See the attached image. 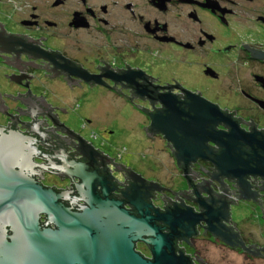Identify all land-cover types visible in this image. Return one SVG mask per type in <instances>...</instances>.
<instances>
[{
	"label": "flooded vegetation",
	"instance_id": "flooded-vegetation-1",
	"mask_svg": "<svg viewBox=\"0 0 264 264\" xmlns=\"http://www.w3.org/2000/svg\"><path fill=\"white\" fill-rule=\"evenodd\" d=\"M0 66L16 86L14 99L19 105L13 111L0 108L6 120L0 122V133L14 131L27 139L34 150L28 174L42 186L64 193L60 201L70 211L79 212L87 203L78 193L79 179L60 170L63 160L84 164L86 172L95 176L94 193L102 198L105 193L107 199L120 202L136 216L131 199L140 198L147 215L149 208L162 212L173 204L190 207L197 214L210 206L217 219L215 229L219 232V225L228 229L224 232L234 235L232 244L214 235L200 219L194 233L175 239L176 253L181 250L188 256V264H221L215 259L223 251L243 255L246 264H258L256 258L264 264V245L247 241L251 233L231 216L239 188L235 178L221 175L212 161L220 147L207 140L204 144L212 154L184 165L165 136L149 129L150 113L165 109L160 97L175 99L186 109L191 96L217 105L244 132L264 135V127L253 119L245 121L238 114L240 108L210 98L212 90L206 89L220 78H236L241 85L247 81L240 87L242 101L264 113V0H0ZM50 83L75 95L141 100L143 105L133 104L148 118L147 137L164 141L186 188L173 193L71 130L59 118L58 107L43 97L55 92L41 88ZM214 129L229 131L223 122ZM243 149L250 151L248 146ZM140 178L144 183L135 181ZM247 179L257 194L247 201L255 208L262 206L264 180L259 176ZM167 191L171 199L166 198ZM39 224L55 228L44 214ZM156 224L162 225L160 221ZM162 231L167 232L166 228ZM134 251L152 259L150 246L141 239L134 242ZM64 254V264L98 261L97 252L68 250Z\"/></svg>",
	"mask_w": 264,
	"mask_h": 264
},
{
	"label": "water",
	"instance_id": "water-1",
	"mask_svg": "<svg viewBox=\"0 0 264 264\" xmlns=\"http://www.w3.org/2000/svg\"><path fill=\"white\" fill-rule=\"evenodd\" d=\"M188 98L185 109L175 99L160 97L165 109L150 113V131L162 133L176 149L178 162L184 165L206 153L212 154L205 141L216 143L220 150L212 161L218 172L235 178L239 199H255L257 194L247 178L259 176L264 180V135L244 132L230 114H224L215 104L199 97V101ZM2 106L6 107L0 98ZM219 122L225 123L229 131L215 130ZM33 151L21 134L0 133V264H64V252L68 250L97 252V264H188V256L181 250L176 253L175 239H186L194 233V225L200 219L214 235L232 244L234 235L224 232L228 229L221 225L219 232L215 229L217 219L210 206L197 214L190 207L173 204L162 212L149 208L147 215L140 198L131 199L136 216L124 210L120 202L107 199L105 193L102 192L103 198L96 195L92 183L95 176L86 172L84 164L63 160L60 170L67 177L79 179L78 193L87 203L81 211L72 212L60 201L64 193L42 186L28 174L34 164ZM135 181L144 183L143 178ZM150 185L161 189L157 183ZM40 214L55 228L41 227ZM165 228L166 233L162 231ZM140 239L150 246L152 259L134 251V242Z\"/></svg>",
	"mask_w": 264,
	"mask_h": 264
},
{
	"label": "rangeland",
	"instance_id": "rangeland-1",
	"mask_svg": "<svg viewBox=\"0 0 264 264\" xmlns=\"http://www.w3.org/2000/svg\"><path fill=\"white\" fill-rule=\"evenodd\" d=\"M179 79L183 80L181 77ZM248 83L243 81L242 85ZM50 84L41 88H45L47 92H55L44 94L43 97L58 107L57 113L65 125L78 132L95 146L103 149L116 161L136 172H141V175L146 179L160 182L171 190H184L186 188L187 182L174 159L167 152L164 141L158 137L155 139L147 137L144 127L148 123V118L141 108L133 104L143 105L141 100L134 99L132 103L123 97L75 95L76 93L66 92L60 84ZM209 84V86L206 85V89L212 90L210 98H220L226 106L234 109L240 108L238 110L241 111L238 114L245 121L253 119L258 126L264 127V113L254 104L242 101L244 98L240 96L239 92L242 86L240 80L220 78V80L211 81ZM208 92L206 91L207 94ZM256 92L260 94L258 90ZM3 94L16 96L17 91L15 84L4 76V68L0 66V98L8 110H16L19 105L15 99ZM59 108H64L66 112ZM3 121H6L4 113L0 111V122ZM45 182H50L48 177ZM166 196L173 197L169 191H167ZM262 200L261 208L253 207L247 200H237V203L232 207L231 216L240 226H245V232L251 233V235L247 234V241H256L264 245V221L262 218L264 215V196ZM223 253V256L215 259L216 262L246 264V258L237 252L223 251ZM257 259L253 260L259 264L261 260Z\"/></svg>",
	"mask_w": 264,
	"mask_h": 264
}]
</instances>
